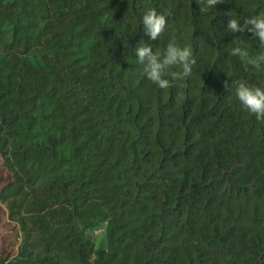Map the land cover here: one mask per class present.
Returning a JSON list of instances; mask_svg holds the SVG:
<instances>
[{"label":"trees","instance_id":"trees-1","mask_svg":"<svg viewBox=\"0 0 264 264\" xmlns=\"http://www.w3.org/2000/svg\"><path fill=\"white\" fill-rule=\"evenodd\" d=\"M229 11L264 0H0V264H264V121L235 96L264 65L231 55L264 49ZM172 40L196 63L160 89L135 49Z\"/></svg>","mask_w":264,"mask_h":264},{"label":"clouds","instance_id":"clouds-1","mask_svg":"<svg viewBox=\"0 0 264 264\" xmlns=\"http://www.w3.org/2000/svg\"><path fill=\"white\" fill-rule=\"evenodd\" d=\"M202 13H207L224 0H197ZM225 15L231 16L227 24L230 32L243 33L245 31L253 33L258 38L259 47L264 49V12L251 16L241 21L235 18V13L229 11ZM142 24L145 33L152 41H156L164 32L167 26L166 16L158 14L154 8H149L142 17ZM137 62L143 66V72L148 80L156 84L160 89H168L173 81H183L191 76L192 65L196 63L193 58V51L189 46L181 47L175 40L170 41L163 53L154 52L153 47L143 42L135 49ZM231 55L238 56L247 66L251 65L255 69H261L264 65V51L255 56H250L246 49L239 46L232 48ZM179 69L178 71H169ZM170 77V78H169ZM225 89H228V82L225 81ZM235 96L242 108L253 114L258 121H264V88L250 85L241 79L236 83Z\"/></svg>","mask_w":264,"mask_h":264},{"label":"rangeland","instance_id":"rangeland-1","mask_svg":"<svg viewBox=\"0 0 264 264\" xmlns=\"http://www.w3.org/2000/svg\"><path fill=\"white\" fill-rule=\"evenodd\" d=\"M7 221H8V218H7V214H6L5 210H1V209H0V228H1V226H3L4 224H6ZM97 233H99V232H97ZM5 245H7V246L9 245V248H8V249L14 252V249H13V247L11 246V245H12V241L9 240V239H7V238H4V237H2V236L0 235V248H1L2 246H5Z\"/></svg>","mask_w":264,"mask_h":264},{"label":"built area","instance_id":"built-area-1","mask_svg":"<svg viewBox=\"0 0 264 264\" xmlns=\"http://www.w3.org/2000/svg\"><path fill=\"white\" fill-rule=\"evenodd\" d=\"M99 232H101V231H99Z\"/></svg>","mask_w":264,"mask_h":264}]
</instances>
